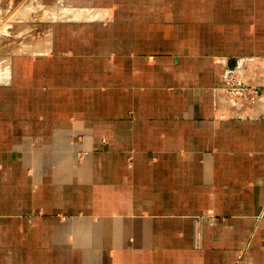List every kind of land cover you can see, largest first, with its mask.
Listing matches in <instances>:
<instances>
[{
  "label": "crops",
  "instance_id": "obj_1",
  "mask_svg": "<svg viewBox=\"0 0 264 264\" xmlns=\"http://www.w3.org/2000/svg\"><path fill=\"white\" fill-rule=\"evenodd\" d=\"M238 56L264 83V0H0V264H264Z\"/></svg>",
  "mask_w": 264,
  "mask_h": 264
},
{
  "label": "rangeland",
  "instance_id": "obj_2",
  "mask_svg": "<svg viewBox=\"0 0 264 264\" xmlns=\"http://www.w3.org/2000/svg\"><path fill=\"white\" fill-rule=\"evenodd\" d=\"M233 59H234V64L231 65L230 67L227 66L229 70L223 76L221 86L219 87V91L222 97L227 102V104L229 103V100L232 98L239 102L242 101L243 113L246 112L248 113V115H253L252 118H256V117L261 118V116L262 117L264 116V111L260 109L264 101V83L253 85L245 81L246 80L245 75L248 74L247 69L250 70L252 67H254V65L259 61L260 57L238 56ZM223 61L226 65L229 59L223 58ZM238 81H240L242 88L239 94L231 93L229 89L227 90L224 89L227 86L235 88L233 84L237 83ZM228 109H229L228 111H230L231 113L234 111L233 107L229 106ZM229 113L226 114L229 115ZM227 117L238 118L237 114ZM241 119H245V118L242 117ZM246 119H249V117H246ZM57 217L60 219H64V217L60 215H57Z\"/></svg>",
  "mask_w": 264,
  "mask_h": 264
},
{
  "label": "built area",
  "instance_id": "obj_3",
  "mask_svg": "<svg viewBox=\"0 0 264 264\" xmlns=\"http://www.w3.org/2000/svg\"><path fill=\"white\" fill-rule=\"evenodd\" d=\"M233 86L235 88H232L230 86H227L224 89H226V90L229 89L231 91V93L239 94L241 92V90H242L240 81H238L237 83L233 84ZM229 103H228V105L230 107H233L234 108V112H232V113L230 112L229 113V111L228 112H224L223 111V115L224 114L227 115L226 113H229V115H227V116H232V115H236L237 114V117L238 118H242V117H244V118L249 117L250 118L251 116H253V115H248V113H246V112L243 113V110H242L243 103H242V101L239 102V101H237V100H235V99L232 98V99L229 100Z\"/></svg>",
  "mask_w": 264,
  "mask_h": 264
},
{
  "label": "bare ground",
  "instance_id": "obj_4",
  "mask_svg": "<svg viewBox=\"0 0 264 264\" xmlns=\"http://www.w3.org/2000/svg\"><path fill=\"white\" fill-rule=\"evenodd\" d=\"M229 110V109H228ZM230 112V111H229ZM234 112V111H233ZM252 117V116H251Z\"/></svg>",
  "mask_w": 264,
  "mask_h": 264
}]
</instances>
